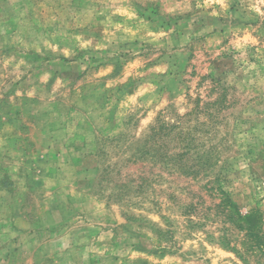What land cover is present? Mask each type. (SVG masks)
Listing matches in <instances>:
<instances>
[{
  "label": "rangeland",
  "instance_id": "obj_1",
  "mask_svg": "<svg viewBox=\"0 0 264 264\" xmlns=\"http://www.w3.org/2000/svg\"><path fill=\"white\" fill-rule=\"evenodd\" d=\"M7 140L0 264H264V0H0Z\"/></svg>",
  "mask_w": 264,
  "mask_h": 264
},
{
  "label": "trees",
  "instance_id": "obj_2",
  "mask_svg": "<svg viewBox=\"0 0 264 264\" xmlns=\"http://www.w3.org/2000/svg\"><path fill=\"white\" fill-rule=\"evenodd\" d=\"M191 140H193V139H191ZM185 141H187V138ZM187 148L191 149V147H189V146ZM185 154H187V153H181L180 154L181 158H183L185 156ZM199 162H202V164L204 166H207L206 162H208V160L207 159L206 160H199ZM199 168H202V167H200V166H198L196 168L195 167H193V168L189 167V168H187L186 171H187V173H190V174L193 173V171H195L197 174L198 173L197 171H200ZM230 201H231V199L228 197V195L225 194L224 201L219 203V206H221V205L227 206L228 205L227 203ZM224 210L226 212V216L230 219V221H232L235 225H237V227H240V228L242 227L246 230L248 238H250L252 241L256 238V230H255L253 224H251V222L249 221V219H248L249 215L248 214H245V215L240 214V216L238 217L239 212L237 211V207L234 203H231V205L228 206L227 208H224ZM239 220H241L243 223L240 224ZM237 222L240 225H238ZM230 241H231V239L228 242H230ZM251 245H253V246H251V248L254 249L255 243L252 242Z\"/></svg>",
  "mask_w": 264,
  "mask_h": 264
},
{
  "label": "crops",
  "instance_id": "obj_3",
  "mask_svg": "<svg viewBox=\"0 0 264 264\" xmlns=\"http://www.w3.org/2000/svg\"><path fill=\"white\" fill-rule=\"evenodd\" d=\"M31 37L34 39V42H36V41H40L39 39H41V37H43V38H45L46 39V35L45 36H43V35H39V34H33V35H31ZM36 47L37 46H34V50H37L38 52L37 53H42V52H45V53H47L46 52V50H42V49H36ZM44 49H46V48H44ZM14 52H21V49L20 48H18V49H14ZM30 54V53H29ZM36 54V53H35ZM31 55V54H30ZM50 135L51 136H49L50 138L52 137V135H53V133H50ZM16 144V140L15 139H13V144ZM10 144V141L9 140H7V141H4L3 142V144H2V146L0 145V148H3L4 147V149L5 150H3L4 152H6V148L8 147L7 145H9ZM48 171V170H47ZM36 173H33V177L34 178H36ZM49 176V175H48ZM74 260H76V261H74V264H85V263H88V262H90V259L88 260V258H86V257H84V258H78V259H74ZM92 264H94V263H92Z\"/></svg>",
  "mask_w": 264,
  "mask_h": 264
}]
</instances>
